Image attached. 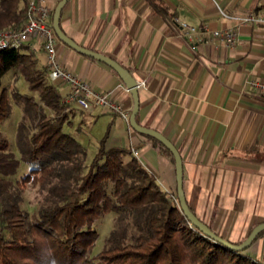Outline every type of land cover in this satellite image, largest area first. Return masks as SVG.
I'll return each mask as SVG.
<instances>
[{
	"label": "crops",
	"instance_id": "0c3cea01",
	"mask_svg": "<svg viewBox=\"0 0 264 264\" xmlns=\"http://www.w3.org/2000/svg\"><path fill=\"white\" fill-rule=\"evenodd\" d=\"M45 1L54 10L62 0ZM161 1L173 20L147 0H70L60 24L79 46L130 72L139 86L137 123L159 132L179 151L191 211L220 237L244 242L264 224V101L243 92L246 81H264V25H241L237 18L249 12L264 17V0ZM177 19L211 33L237 29L239 41L227 48L202 36L190 44L179 37ZM24 47L46 67L36 41ZM56 51L64 69L110 94L131 117L133 96L110 66L61 42ZM59 86L64 97L68 89ZM71 109L69 133L81 132L95 144L108 134L109 147L136 148L162 188L178 194L172 158L130 121L98 107ZM246 254L264 263V234Z\"/></svg>",
	"mask_w": 264,
	"mask_h": 264
},
{
	"label": "trees",
	"instance_id": "16d2710c",
	"mask_svg": "<svg viewBox=\"0 0 264 264\" xmlns=\"http://www.w3.org/2000/svg\"><path fill=\"white\" fill-rule=\"evenodd\" d=\"M147 1L171 18L161 0ZM29 2L0 0V33L21 28ZM12 71L25 79L30 92L12 94L23 111L20 160L1 130L13 112L10 90L2 82ZM63 98L32 51L0 50V264H264L193 226L178 195L167 193L132 149L109 147L108 134L90 159L88 148L66 131L73 110ZM144 136L175 163L162 143ZM22 163L30 171L15 182ZM28 185L42 196L33 213L23 208ZM110 214L116 215L115 227L94 254L96 223Z\"/></svg>",
	"mask_w": 264,
	"mask_h": 264
},
{
	"label": "built area",
	"instance_id": "2783aa9c",
	"mask_svg": "<svg viewBox=\"0 0 264 264\" xmlns=\"http://www.w3.org/2000/svg\"><path fill=\"white\" fill-rule=\"evenodd\" d=\"M237 20L241 25H264V17L254 12H249ZM175 24L180 28L179 37L190 44L195 43V40L202 36L217 40L227 48H234L239 41L237 29L234 28L211 33L208 30L197 29L178 19L175 20ZM30 40L36 41L46 55V68L50 81L68 89L63 98L64 104L71 108L78 107L84 111L98 107L129 123L130 112L123 105L115 102L110 94L95 91L89 83L60 65L56 51L58 39L53 29V10L47 6L45 0H30L27 19L21 28L5 30L0 33V50L20 49ZM31 47L32 51L37 53V48ZM243 92L259 97L264 101V81L259 79L246 81ZM132 152L139 159L138 150L133 148Z\"/></svg>",
	"mask_w": 264,
	"mask_h": 264
},
{
	"label": "water",
	"instance_id": "95a60500",
	"mask_svg": "<svg viewBox=\"0 0 264 264\" xmlns=\"http://www.w3.org/2000/svg\"><path fill=\"white\" fill-rule=\"evenodd\" d=\"M70 0H62L55 9L53 16V29L57 38L70 47L71 49L81 53L82 55L89 56L95 58L101 62H104L108 66H110L122 79L125 85L129 88L134 100V109L132 111L130 117V125L131 127L138 133L152 137L162 143L173 155L175 159V167H176V176H177V185H178V198L182 211L184 212L187 219L191 222L193 226L199 229L204 235L212 239L213 241L219 243L220 245L236 252L246 251L251 247V245L255 242V240L259 237V235L264 232V224H261L254 228L249 237L240 245L233 244L228 240L220 237L214 231H212L207 225H205L201 220L197 218V216L191 211L187 204V200L184 194V168H183V160L182 157L177 150V148L162 134L157 131L150 130L140 126L137 123V115L139 112V86L136 80L132 77L130 72L121 66L119 63L114 61L111 58L105 57L103 55L94 53L90 50H87L81 46H79L75 41L70 39L61 28V15L63 8L68 4Z\"/></svg>",
	"mask_w": 264,
	"mask_h": 264
},
{
	"label": "rangeland",
	"instance_id": "374dc122",
	"mask_svg": "<svg viewBox=\"0 0 264 264\" xmlns=\"http://www.w3.org/2000/svg\"><path fill=\"white\" fill-rule=\"evenodd\" d=\"M2 82H3V88H8L10 90V93H11L10 101L13 107V112H12L11 117L2 124L1 130L4 136L10 142L11 150L13 151V153H15L16 158L20 160L21 154L18 149L17 134H18L19 124L23 120L22 119L23 111H22V107L18 105L16 101L14 100L12 94L15 91L20 92L21 94H30L28 90V83L25 81V79L22 76L14 73L13 71L9 72L4 77ZM48 113L50 114L49 111ZM100 128H101V125H100ZM102 130H103V126H102ZM66 131L67 132L70 131L69 127H66ZM73 133L76 135L75 137H77V139L84 146L88 148L89 157L90 159H92L98 151L99 143L97 144L93 143L95 142L93 141V138H92V142L89 140H85L81 132H78V133L73 132ZM96 133H99L98 128H97ZM100 135H103L101 134V130H100ZM93 137L95 138L97 137V135L95 136V134L93 133ZM100 137H103V136H100ZM29 171H30V168L24 163H22L20 174L18 177L14 179V181L16 182L17 180H19L20 177L28 174ZM22 198L24 201L23 208L25 210H28L30 213L37 211L42 201V196L40 195L39 188L34 187L32 185H28L25 187V189L22 191ZM2 202L3 200L0 197V209L2 207ZM115 222H116V215L110 214V215L105 216L100 221H98V223H96V229L99 232V239L97 241L94 254H97L103 249L106 239L109 237L110 233L113 231L115 227Z\"/></svg>",
	"mask_w": 264,
	"mask_h": 264
}]
</instances>
